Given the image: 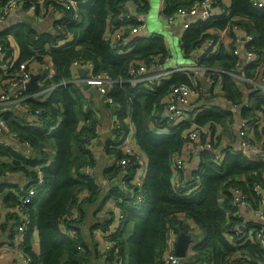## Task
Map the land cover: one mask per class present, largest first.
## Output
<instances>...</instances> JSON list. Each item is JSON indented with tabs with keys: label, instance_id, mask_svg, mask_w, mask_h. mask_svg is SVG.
Returning a JSON list of instances; mask_svg holds the SVG:
<instances>
[{
	"label": "trees",
	"instance_id": "1",
	"mask_svg": "<svg viewBox=\"0 0 264 264\" xmlns=\"http://www.w3.org/2000/svg\"><path fill=\"white\" fill-rule=\"evenodd\" d=\"M7 1L0 0V12ZM24 1L25 6L33 2ZM46 1L63 9L68 2ZM124 1L80 2L76 11L65 13L54 33H39L28 23L0 33V42L6 47L9 58L16 50L8 37L15 38L18 65L32 59L45 61L49 58L55 69L47 83L55 85L49 96L42 101L28 100L32 110L42 109L40 125L26 124L13 112L3 116L19 141L38 154L32 157L8 146H0V157L11 160L0 163V174L3 170L23 171L31 178L28 187L17 188L19 197L10 193L8 201L21 204V197L29 193L30 186L35 185L37 189L22 210L28 221L24 250L30 257L29 264H91L93 255L95 259L97 256L99 258L96 264H163L167 230L174 228L177 234L182 230L188 232L190 228L185 222L188 220L201 231L199 241L195 240L192 250L202 264H233L239 257L236 251L240 248L253 256L259 250L256 243L248 242L239 248L226 238L225 230L229 223H237V218L228 217L227 209L232 208L230 202L236 193H243L253 206H258L260 194L254 187L258 185L264 188V160H250L229 145L223 148L224 156L219 161L216 152L203 149L199 154L197 169L190 177L186 175L187 168L182 171V184L175 187L172 156L182 154L189 130H199L202 137L211 135L215 145L217 140L221 141L218 127L223 126L224 132L234 142L237 137L229 128L235 112L222 104L212 106L211 97L215 95L206 93L203 103L208 107L197 112L193 121L184 120L176 126H169L168 131L159 130L163 127L161 118L171 86L191 84L192 78L187 73H175L149 89L128 80L132 63L147 62L154 57L163 58L169 50L160 35L136 40L133 49L125 53H119L112 47L107 37L121 23ZM137 1L141 11H149L150 0ZM194 1L167 0L164 11L172 13L178 7L189 6ZM232 1L230 16L238 19L234 23L240 22L246 32L253 34L258 50L264 52V8L255 6L252 0ZM229 20L226 16H219L218 20L216 17L215 20L189 28L182 39L186 55L202 38L223 28ZM64 34H71L72 40L56 46ZM88 62H92L95 72L105 70L115 80L109 92L114 104H106L118 121L111 129L112 135L105 139L104 152L115 159L123 156L122 150L111 147V144L128 132L127 120L131 119L135 126L136 144L148 157L142 205L133 207L120 203L125 218L115 232L109 230L113 215L99 223L92 222L93 226L107 227L106 234L114 241L116 248L106 253H100L102 248L97 245L94 249L89 248L83 240V226L89 223L88 211L94 207L97 216L109 197L119 199L126 194L117 180L122 166L116 162L105 169L110 184L107 194L102 195L103 188L96 180V172L93 171L94 178L84 172L86 166L96 170L97 162L91 145L99 137L101 123L99 115L93 113V99L86 94L84 86L73 79L76 78L73 70L75 64ZM236 62L237 57L232 50L224 47L211 58L202 60L204 65H219L224 70H232ZM251 69H255V66L247 67V70ZM221 80L223 87L220 96L224 102L230 105L242 102L241 88L234 79L228 74H221ZM254 111L264 116V96H257V105L244 107L242 116H254ZM128 115L129 118L126 117ZM185 156L194 157L193 154ZM132 167L134 165L131 171L134 169ZM3 190L0 187V192ZM258 227L262 228L263 225ZM35 231L39 234L40 253L33 249L31 243ZM192 253L187 255L183 264L193 257Z\"/></svg>",
	"mask_w": 264,
	"mask_h": 264
},
{
	"label": "built area",
	"instance_id": "2",
	"mask_svg": "<svg viewBox=\"0 0 264 264\" xmlns=\"http://www.w3.org/2000/svg\"><path fill=\"white\" fill-rule=\"evenodd\" d=\"M45 1L46 0H33L32 4L28 7L30 10H35L39 3ZM83 1L85 0H68L64 11H76L78 3ZM252 2L255 6L264 8V0H252ZM220 3V0H196L189 6L178 7L172 13H166L164 11V17L169 23L181 20L183 29L187 31L198 23L215 20L216 17L212 12V8L214 6H219ZM24 5V0H8L0 12V24L9 15L13 14ZM139 6L137 0H125L120 16L121 23L108 34L107 39L112 44V47L119 53L131 51L136 40L153 36L150 35L146 28L148 12L141 11ZM223 7L225 9L227 8L226 6ZM225 13L226 15L224 16L230 18L231 21L229 20L227 25L223 28L214 30L212 35L202 38L194 49L189 52V63L184 62L166 65V62L172 58L169 52L163 58L154 57L147 62H135L129 67L128 80L135 84H142L148 89L151 88L153 84H160L162 80L170 78L171 75L175 73H187L192 78L191 84L178 83L171 86L169 97L164 104L161 118L163 127L159 128V130L168 131L169 126H176L181 121H193L197 112L208 107L203 103L206 92H203L197 81L196 76L199 73L206 74L209 85L213 86V88H210L209 93H207L209 95L217 92V90H214V86L218 83L220 84L218 92H220V94L222 93L223 82L221 80V74H228L234 79L237 86L245 90L248 89L249 92L255 94L256 98L260 95L264 96V52L258 50L254 35L246 32L245 28L239 24L240 22L234 23V21L238 19L236 17H231L227 10H225ZM71 40V34H64L56 46L60 47ZM180 45L183 46L182 40H180ZM223 47L231 49L232 54L237 57L236 65L232 70H224L219 65L208 66L202 63L203 59L211 58ZM8 58L7 49L4 44L0 42V71H2L1 73L4 79L0 84V111L2 110V113H0V138H2L1 136L3 135H10L17 140L19 139L18 136L8 127L3 117L4 114L27 107L29 104L28 100H40L51 88L55 87L52 83L47 84L53 77L55 69L49 63L36 61L34 59L18 65V55L16 52L11 58ZM86 65L88 68L80 63L74 66L76 71L77 69L86 70L87 76L83 78L82 84L85 90L95 88L100 95L99 98L104 103L113 105L114 100L109 92L115 80L111 77L110 73L105 70L95 72L92 62H88ZM249 66H255V69L247 70ZM36 69L37 71L39 69L41 74L38 81L39 88L32 90V93H28L26 86L31 80L32 74H36ZM74 81L79 80L75 78ZM85 85L89 87L86 88ZM212 106L214 105L212 104ZM232 106L237 110H241L244 107H252L248 102L246 104L238 102L232 104ZM41 113L42 109L31 110L30 116L26 118V122L38 124ZM126 117L129 118L130 116L128 115ZM236 117L235 114L233 121L230 123L229 130L237 127L238 134L236 136L239 144V149L237 150L246 155L250 160H264V125L259 129L260 137L258 139H254L252 133L255 125L259 127L263 124L264 116L254 111L253 117H240L237 124ZM117 121V118H114L113 126L117 124ZM127 121L129 123L128 132L117 142L111 144V147L120 148L123 152V156L116 161L117 164L122 166V173L117 180L126 194L124 196L122 195L119 199L114 196L109 200L111 202L110 208H114V210H112L113 220L109 226L111 232H115L117 230L116 227L121 224L125 218L124 209L120 206V203H124L125 206L139 207L144 200L142 186L145 181L148 160H146L143 154L144 152L131 145V142L135 140V126L131 119ZM217 133L221 135V141L217 140L214 145L211 140L203 142L199 130H189L182 154L175 153L172 156L173 172L175 174L174 185L176 188L182 184L180 174L187 168L191 158V156L186 157L185 154L199 155L201 150L209 149L216 152L219 161L221 157L224 156V152H222L223 148L231 145L233 140L229 134L224 132L223 126L218 127ZM96 139H98V137H96L95 140ZM217 143L218 145H216ZM3 144L6 146L10 145L9 142H3ZM132 165H134V167H132L134 168L133 171L130 170ZM84 172L91 175L93 178L95 177L90 166H86ZM254 189L260 194L258 206H253L243 193H236V196L230 202L232 208L230 207L227 209V214L229 218L231 216L237 218V223H229L230 226L225 230V236L231 244L239 248L248 242H253L258 245L259 250L254 252L252 256L247 251L243 250V248H240V250L236 251L239 257L233 264H264V188L256 185ZM36 190L35 185L30 186L29 193L21 197V204L16 206L17 209L24 211L23 205L31 201ZM243 210L247 211L250 216L254 218L255 221H253V224L249 225L250 222L245 218ZM258 225H263V227H258ZM27 229V215L24 214L23 218H21L18 230L20 233H25ZM200 234L201 233H199V236ZM191 235L193 237L196 234L191 233ZM109 236L110 235L104 234L102 237V242L104 243L101 245L103 253L108 252L111 248H116L114 241L111 240ZM176 238L177 232L174 228H169L166 233L167 250L164 254L163 264H178L182 260V258L176 255ZM198 241L199 239L197 242ZM195 244L196 241L193 239L189 246L190 252L188 255L191 254ZM29 258H23V263L29 264Z\"/></svg>",
	"mask_w": 264,
	"mask_h": 264
},
{
	"label": "crops",
	"instance_id": "3",
	"mask_svg": "<svg viewBox=\"0 0 264 264\" xmlns=\"http://www.w3.org/2000/svg\"><path fill=\"white\" fill-rule=\"evenodd\" d=\"M221 3L219 6H214L212 8V12L214 15L217 17V20L219 19V16H224L226 15L225 10H227L229 13L231 12L230 8L233 4L232 0H220ZM161 7L163 11L160 13V18L164 21V23H169L165 17H164V9H166L167 5V0H160ZM223 6H226L227 8L225 9ZM148 12V11H146ZM65 11L62 6H56L50 1H45L42 3H39L37 5V8L35 10H30L28 6H22L20 9H18L16 12L13 14L9 15L1 24H0V33L14 28L17 25L21 23H28L30 26L35 29L39 33H54L57 28V24L60 20H62L65 17ZM148 18V17H147ZM173 26H171L172 30L171 32L175 31L179 35V43L180 40L183 39L185 30L183 29L182 26V21L177 20L175 22H172ZM168 31L167 28L165 29H160L156 32L152 33L150 32V35H160L164 38V42L166 43V46L171 54V49L173 47L172 40L168 39L164 34ZM213 32V30H212ZM8 41L11 44V46L16 50V54L18 55V48L16 45L15 38L13 36L8 37ZM181 46V45H180ZM181 51L182 54L188 58V55H186V52L184 51L183 47L181 46ZM189 54V53H188ZM172 55V54H171ZM190 61V58L189 60ZM46 63H49L53 66L51 59L46 58L44 61ZM186 62V61H185ZM179 63V62H177ZM181 63V62H180ZM85 67L88 68L86 64H84ZM74 73L76 72V78L79 80V83L83 84V78L87 76V73L85 75H81L80 69L75 70L73 67ZM2 71H0V84L4 81L3 76H2ZM55 72V71H54ZM40 74V70L36 69V74ZM197 81L199 86L202 88L203 92L209 93L210 88H213V86H210L208 83V77L204 73H199L197 74ZM75 80V78H73ZM39 81V80H38ZM65 83V82H63ZM219 83L215 86V88H219ZM54 88V87H53ZM51 88V90L53 89ZM50 90V92H51ZM242 94H243V103L246 104L247 102L250 103L251 105H257V98L255 94L251 93L244 88L240 89ZM86 94L91 96L92 101V107H93V113H97L99 115L100 119V126L98 129V139H94L91 147L94 152L95 158H96V170L93 169L94 172L97 174V182L102 186V195L107 194L108 189L110 188L109 180L105 176V169L108 168L111 164L117 161V159L113 158V156L107 155L104 152V147L103 144L105 142V139L110 137L112 135V127H113V122L114 118H117L115 114L110 112V110L107 107V104L104 103L99 97V93L97 90L91 89V90H86ZM28 93H32V90H27ZM217 93V94H216ZM215 97H211V100H213V105L217 104H222L224 106L230 107L236 114V124L240 120V117L242 116V109L237 110L233 108L232 105H230L227 102H224V100L221 98L220 92H214ZM206 99V98H204ZM33 100V99H31ZM43 99L40 98V100H34V101H42ZM224 102V103H223ZM227 103V104H226ZM90 106V103H89ZM31 107L30 104H28L27 107H24L22 109H17L13 112L16 114L20 119H23V121L26 124H32L26 122V118L30 116L31 113ZM2 113V110L0 111ZM6 114V113H5ZM246 117H253L249 116L248 114H245ZM39 123L38 124H32V125H40V118L38 119ZM8 125V124H7ZM264 125V122L262 125H260L257 128H253V138L258 139L260 137V127ZM10 128V126L8 125ZM11 130V128H10ZM12 131V130H11ZM234 133V136H236L237 133V127L235 129L231 130ZM0 138V146H6L3 144V142H9L10 148H13L21 153H24L26 155H31L32 157L37 156V152L34 150L28 148L27 145L22 144V142L19 141V139L15 140L12 136L10 135H3ZM237 137V136H236ZM212 139L211 135H206L202 137L203 142H208L209 140ZM131 145L139 149L136 141H132ZM232 149L237 150L239 149V144L237 141V138L232 144L230 145ZM146 160H148V157L146 156ZM198 154L194 155V157L189 160L187 169H186V175L187 177H190L192 172L197 169L198 163L200 160H197ZM11 161L8 157H0V163L3 162H9ZM120 176V175H119ZM119 178V177H118ZM31 178L28 177L23 171H9V170H3V172L0 174V187H2L4 190L0 192V264H24L22 259L23 258H29L24 250V233H20L18 230V226L20 224V219L23 218V215L25 213L22 212V210L17 209L16 206H18V203L16 204L14 201H8V197L10 193H13L15 197H19V189L26 188L30 185ZM30 188V187H29ZM17 200V198H16ZM111 198L109 197L106 203H104L102 209L98 212L97 216L94 210V207H90L88 211V225L83 226V240L86 242V244L89 246V248L94 249L95 246L97 245L98 247L102 248L101 245L104 243L102 242V237L104 234L107 232V227L101 228V227H96V225H92L93 223H99L100 221H103V218L101 217L100 214H104L105 217L111 218L113 215L114 208H110L111 202L109 201ZM243 214L247 220L250 222L255 221L253 217L250 216V214L243 210ZM26 215V214H25ZM20 217V219H19ZM98 217V218H97ZM93 219V221L90 222V220ZM96 221V222H95ZM93 222V223H92ZM186 224L188 225V229L190 228V233H195L197 237H194V241L197 240L200 236L199 233L201 232L199 227L196 226L191 220L185 221ZM93 227H92V226ZM33 249L37 252L40 253V242H39V234L37 231L34 232L33 239L31 241ZM192 243V242H191ZM94 251V250H93ZM193 250L191 251V253ZM100 253L102 251L100 250ZM97 256V254H95ZM97 259L98 256L96 257ZM30 259V258H29ZM97 259H95V256L93 255L91 264H96ZM178 264H183V260L180 261Z\"/></svg>",
	"mask_w": 264,
	"mask_h": 264
},
{
	"label": "rangeland",
	"instance_id": "4",
	"mask_svg": "<svg viewBox=\"0 0 264 264\" xmlns=\"http://www.w3.org/2000/svg\"><path fill=\"white\" fill-rule=\"evenodd\" d=\"M163 11L162 7H161V3L160 0H150V9L147 13V20H146V28L149 31V33L152 31L156 32L160 29H165L167 28L168 31L164 34L168 39L172 40V44L173 47L171 49V54H172V58L166 62V65H171L177 62H181L184 63L186 61V63H189V58L185 57L182 54L181 51V46L179 43V35L173 31V33L171 32L172 28L171 26H173V24L171 23H164V21L160 18V13ZM218 88L214 86V90H217ZM50 94V91H48L44 96H42V99H46V97H48ZM227 134V133H226ZM101 217L104 219L105 215L104 214H100ZM93 221V219L90 220V222ZM192 258L187 260V264H202V261L200 260V258L195 255V253H192ZM187 257L182 258V260H185Z\"/></svg>",
	"mask_w": 264,
	"mask_h": 264
},
{
	"label": "water",
	"instance_id": "5",
	"mask_svg": "<svg viewBox=\"0 0 264 264\" xmlns=\"http://www.w3.org/2000/svg\"><path fill=\"white\" fill-rule=\"evenodd\" d=\"M81 75H85L86 74V70L85 69H81L80 70ZM41 74L37 73V74H32L31 76V80L27 83V89L28 90H36L39 88V83L38 80L40 79ZM86 88H88V85H85ZM197 160H200V155H197L196 157ZM193 237L191 235V233L182 230L177 234V238H176V244H175V251H176V255L180 258H185L189 251V246L190 243L192 242Z\"/></svg>",
	"mask_w": 264,
	"mask_h": 264
}]
</instances>
